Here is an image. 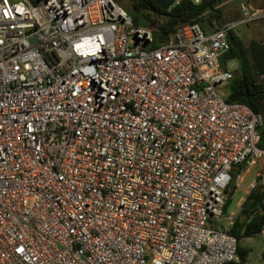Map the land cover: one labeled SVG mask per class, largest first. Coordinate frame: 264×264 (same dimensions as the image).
Listing matches in <instances>:
<instances>
[{
    "label": "built area",
    "instance_id": "1",
    "mask_svg": "<svg viewBox=\"0 0 264 264\" xmlns=\"http://www.w3.org/2000/svg\"><path fill=\"white\" fill-rule=\"evenodd\" d=\"M239 9L158 40L118 0H0V264L238 260L229 229L264 190L262 115L226 100L220 61L230 30L264 23Z\"/></svg>",
    "mask_w": 264,
    "mask_h": 264
},
{
    "label": "trees",
    "instance_id": "2",
    "mask_svg": "<svg viewBox=\"0 0 264 264\" xmlns=\"http://www.w3.org/2000/svg\"><path fill=\"white\" fill-rule=\"evenodd\" d=\"M122 1V0H118ZM128 11L132 15L136 25L154 30L158 40H163L171 34L177 25L184 23H199L204 30L211 28L212 20L220 23V9L216 7L222 0H179L168 10L157 6L154 0H127ZM230 47L221 58L224 66L228 60H237L238 68L233 78L226 86L228 102H238L248 105L254 112L264 116V82L259 78L264 74V42L251 38L248 44H244L235 30L228 33ZM260 140L258 146L264 149V129L259 127ZM235 192V184L232 183L225 193L227 196L224 211L231 196ZM264 190L257 186L251 190L241 204L233 225L229 232L238 241V260L226 264H246L248 250L242 246L244 238L259 235L263 223L262 200Z\"/></svg>",
    "mask_w": 264,
    "mask_h": 264
},
{
    "label": "rangeland",
    "instance_id": "3",
    "mask_svg": "<svg viewBox=\"0 0 264 264\" xmlns=\"http://www.w3.org/2000/svg\"><path fill=\"white\" fill-rule=\"evenodd\" d=\"M245 2L250 8L258 9L264 8V0H222L220 4L216 7L220 9L219 16L221 20L219 21L220 24L233 22L241 17L239 4L241 2ZM120 4L128 11V3L127 0L119 1ZM129 12V11H128ZM130 13V12H129ZM132 16V15H131ZM142 26H145L147 23L142 22ZM236 34L240 37L244 44H248L251 38L258 39L264 42V23L257 22V23H249L247 25H240L235 28ZM225 68L233 71H237L238 63L237 60H228L224 65ZM260 81L264 82V79L259 78ZM228 92V90L226 91ZM262 126L264 129V116L262 115ZM261 126V127H262ZM260 132V131H259ZM263 169V164L259 160L257 163L250 168V170L245 174L243 180V186L247 187L250 181L261 180V172ZM243 171L242 167H238L233 171L234 179L236 178L237 173ZM235 184H236V180ZM246 196V191L244 188H238L236 185L235 192L230 198L227 213L235 212L238 208L239 203L241 202V198ZM242 246H244L248 250V254L246 256V264H264V242L259 235L244 238L242 242Z\"/></svg>",
    "mask_w": 264,
    "mask_h": 264
},
{
    "label": "water",
    "instance_id": "4",
    "mask_svg": "<svg viewBox=\"0 0 264 264\" xmlns=\"http://www.w3.org/2000/svg\"><path fill=\"white\" fill-rule=\"evenodd\" d=\"M155 4L163 10H168L175 4L176 0H154Z\"/></svg>",
    "mask_w": 264,
    "mask_h": 264
},
{
    "label": "crops",
    "instance_id": "5",
    "mask_svg": "<svg viewBox=\"0 0 264 264\" xmlns=\"http://www.w3.org/2000/svg\"><path fill=\"white\" fill-rule=\"evenodd\" d=\"M242 2H243V1H242ZM219 24H220V23H219ZM208 30H210V29L208 28ZM208 30H206V31H208ZM250 182H251V181H250ZM250 182H249V183H250Z\"/></svg>",
    "mask_w": 264,
    "mask_h": 264
}]
</instances>
